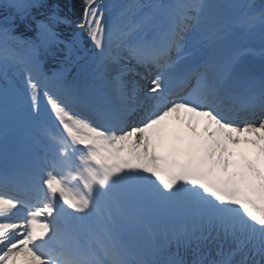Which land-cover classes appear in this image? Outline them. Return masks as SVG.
I'll use <instances>...</instances> for the list:
<instances>
[{"label":"snow or ice","instance_id":"obj_1","mask_svg":"<svg viewBox=\"0 0 264 264\" xmlns=\"http://www.w3.org/2000/svg\"><path fill=\"white\" fill-rule=\"evenodd\" d=\"M71 4L0 0V264H264V0Z\"/></svg>","mask_w":264,"mask_h":264},{"label":"rangeland","instance_id":"obj_2","mask_svg":"<svg viewBox=\"0 0 264 264\" xmlns=\"http://www.w3.org/2000/svg\"><path fill=\"white\" fill-rule=\"evenodd\" d=\"M108 1H111L112 3H119L120 2V0H106V2H108ZM253 38H256L257 41H254ZM242 43H243V45L246 48L252 50L250 53H248L249 56H252V57L257 58V59H260L261 58L260 57L261 55L264 56V50L261 51V47H260V45H261V38L259 37V33H256V34H253L251 36L245 37V39L242 41ZM256 49H257V51H256ZM254 51H256V52H254ZM147 84H148V80L147 79L140 80V86L142 88L145 87Z\"/></svg>","mask_w":264,"mask_h":264},{"label":"trees","instance_id":"obj_3","mask_svg":"<svg viewBox=\"0 0 264 264\" xmlns=\"http://www.w3.org/2000/svg\"><path fill=\"white\" fill-rule=\"evenodd\" d=\"M67 3V0H62V7L63 5ZM79 3H80V0H72V4L71 6L75 9V10H79ZM62 14H68V15H71V13L68 12L67 8H64V11L62 12ZM88 45H91L90 43H87L85 45V47L87 48ZM46 67L49 68L51 66L54 65V61L52 60V58L48 57L47 60H46Z\"/></svg>","mask_w":264,"mask_h":264},{"label":"bare ground","instance_id":"obj_4","mask_svg":"<svg viewBox=\"0 0 264 264\" xmlns=\"http://www.w3.org/2000/svg\"><path fill=\"white\" fill-rule=\"evenodd\" d=\"M254 48V47H253ZM255 49V48H254ZM256 51H257V49H256ZM256 51H254V52H256ZM253 53V52H252ZM248 55V54H247ZM249 56V55H248ZM242 60L244 61V59L242 58ZM246 62L244 61V64H245ZM258 67H259V64L257 63L256 65H255V67H252V68H250L253 72H255V71H258L259 69H258Z\"/></svg>","mask_w":264,"mask_h":264}]
</instances>
